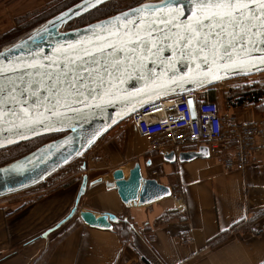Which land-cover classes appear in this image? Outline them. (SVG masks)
I'll use <instances>...</instances> for the list:
<instances>
[{
	"label": "crops",
	"instance_id": "0c3cea01",
	"mask_svg": "<svg viewBox=\"0 0 264 264\" xmlns=\"http://www.w3.org/2000/svg\"><path fill=\"white\" fill-rule=\"evenodd\" d=\"M50 1L0 0V4L5 2L4 6L10 7L5 11L10 16L7 27H14L16 17L38 10ZM237 114L243 119L255 118L251 109ZM110 136L101 144L100 162L90 165L87 173L88 180L101 176L104 182L87 188L80 209L116 215L120 222H128L127 232L116 234L114 227L120 222L112 230L99 231L72 219L60 233L50 236L47 254L37 262L44 243L29 242L69 211L78 180L65 188L44 190L39 199L16 211L0 206V264L264 262V233L251 234L264 225V153L243 171L227 172L221 157L166 163L160 154L149 152L147 142L140 147L131 143V136L142 140L131 126ZM134 161L140 162L144 176L150 177L152 171L160 170L155 176L158 182L170 188L179 185L182 201L176 203L169 198L142 207H124L107 175L116 168L127 173ZM148 161L150 165L146 166ZM79 166L76 161L57 174V184L76 174ZM171 208L178 212L177 218L166 223L156 221Z\"/></svg>",
	"mask_w": 264,
	"mask_h": 264
},
{
	"label": "water",
	"instance_id": "95a60500",
	"mask_svg": "<svg viewBox=\"0 0 264 264\" xmlns=\"http://www.w3.org/2000/svg\"><path fill=\"white\" fill-rule=\"evenodd\" d=\"M109 1L112 0H104L100 5L87 8L82 3V0H79L35 26L26 35L13 43L2 46L0 53H4V55L0 56V68H4L6 71L4 76H0V84H3L5 78L16 80L17 76L20 75L24 76L25 81L29 78L38 79L37 76L30 75L32 72L30 68L23 72L10 71L13 67L24 69L25 62L30 60L44 65L52 64V68H40L38 71L55 73L67 71V69H62L58 65L72 60L76 65L83 64L93 69L95 72L93 80L98 81L99 77L104 76L103 69L109 67L111 57L114 55L112 49L106 45L115 44L118 48L122 46L125 32L134 31L135 29L132 25L137 23L135 19H130L129 24L125 25L124 19L112 21V18L124 12H129L131 9L138 8L140 4L157 2V0H143L131 8L84 26L72 29L66 28L71 21ZM69 9H72V11L69 12ZM62 12H66L68 15L62 17L61 20H56L55 18L60 16ZM132 16L134 14L130 13V17ZM109 21H112V23H109ZM113 24L120 26L117 35H109V33H116L117 31ZM93 25L97 27L93 28ZM43 29H47V31L45 32ZM13 45H17V47H13ZM98 48H102L103 51H97ZM86 52L91 55H85ZM115 55L122 64V74L119 80L114 83L113 94L105 97L106 102L101 105L102 110L90 109L84 104L72 103L71 107L76 109V111H64L61 109L67 118V123H57L50 129L36 126L33 129L35 134L24 128L12 127L11 125L19 123V121L12 118L6 117L7 122H0V141H11L10 143L0 144V150H5L39 137L63 134L44 143L26 155L0 166V199L21 193L40 183H45L50 176L61 169L75 161H81L78 169L80 183L69 211L60 220L29 242L42 241L44 243L38 257L46 250L50 236L58 233L74 217H77L85 226L99 231L112 230L120 222V217L109 212L93 213L80 209V202L87 188L104 182V177L101 176L94 180H88L87 163L84 160L85 154L108 132L149 103L209 87L220 81L251 77L264 73V67L259 71L244 72L239 69H233L226 73L221 69V74L218 78H209L202 84H196L188 77H185L187 82L183 84V87L167 85L168 90L165 94H151V89L167 84V78L160 74L161 65H152L151 61H148L149 69L153 67L156 69V71L152 72L153 79L149 81L145 75L147 70L133 71L131 68L124 70L123 57L127 55L126 52H118ZM171 55V51L165 48L161 59ZM255 55H259V53ZM8 61H11V63H8ZM173 63L175 64V62ZM69 67H73V65ZM164 67L170 72L174 71L177 79L180 78L181 72L188 73L191 76L193 71L203 72L206 70L204 65H200L199 68H190L184 65L171 67L165 64ZM212 71L215 73L216 69L213 68ZM20 83L21 81L17 80V84ZM145 93H149V95L145 96ZM17 95H19V92ZM87 103L97 102L89 100ZM17 132L22 135L18 137L15 134ZM160 155L163 161L169 164L176 161L191 162L195 159L209 158L208 148L204 145L198 146L197 150H186L179 153L161 152ZM149 165L150 161L147 162L146 166ZM107 178L110 179L108 183L115 190L120 202L127 208L150 205L169 199L172 196V190L169 186L158 182L156 178L143 175L139 161H134L127 173L122 168H116L107 175ZM24 204L22 201L14 206L4 208L16 211L21 209Z\"/></svg>",
	"mask_w": 264,
	"mask_h": 264
},
{
	"label": "snow or ice",
	"instance_id": "6c2138e0",
	"mask_svg": "<svg viewBox=\"0 0 264 264\" xmlns=\"http://www.w3.org/2000/svg\"><path fill=\"white\" fill-rule=\"evenodd\" d=\"M103 2L104 0H82L87 8ZM130 13L134 16L130 17ZM67 15L68 13L62 12L55 19L61 20ZM121 19H124L125 25L129 24L130 19H135L137 23L132 25L135 30L125 32L123 44L119 48L115 44L106 45L114 55L109 67L103 69L104 76L99 77L98 81L93 80V69L83 64L76 65L72 60L58 65L67 69L60 73L39 72L38 69L52 68L53 65L39 64L34 60L25 62L24 69H10L13 72H23L30 68V75L37 76L38 79L29 78L25 81L23 75L17 76L16 80L5 78L3 84H0V122H7L6 117L12 118L19 121L12 127L24 128L35 134L33 129L36 126L50 129L57 123H67L61 109L76 111L71 107L72 103L102 110L105 97L113 94L114 83L122 74V64L115 55L118 52L127 53L123 57L124 70H147L145 75L149 81L153 79L152 72L156 69H149L148 61L152 65H161L160 74L167 78V84L151 89V94H165L167 85L183 87L187 82L185 77L196 84H202L209 78H218L221 69L226 73L233 69L259 71L264 67V0H157L156 3L140 4L138 8L113 17L112 21ZM113 27L117 31L109 35L119 33L120 26L113 24ZM43 31L46 32L47 29ZM165 48L172 55L161 59ZM97 51L102 52L103 49L98 48ZM256 53L259 55H255ZM3 55L4 53H0V56ZM85 55L91 54L86 52ZM165 64L190 68L204 65L206 70L193 71L191 76L181 72L177 79L175 72L168 71ZM70 65L73 67H69ZM213 68L216 69L215 73ZM5 71L6 69L0 68V76H4ZM17 80L21 83L17 84ZM148 95L149 93H145V96ZM89 100L97 103L89 104ZM15 134L18 137L22 135L19 132ZM10 142L3 140L0 144Z\"/></svg>",
	"mask_w": 264,
	"mask_h": 264
},
{
	"label": "built area",
	"instance_id": "2783aa9c",
	"mask_svg": "<svg viewBox=\"0 0 264 264\" xmlns=\"http://www.w3.org/2000/svg\"><path fill=\"white\" fill-rule=\"evenodd\" d=\"M243 79L220 81L211 87L149 103L131 114L128 124L147 142L150 153H179L204 145L210 157L222 158L225 171L241 172L264 153V116L243 119L229 108H221L218 103L205 98L211 90L223 95L227 90L245 84ZM100 160L99 154L93 151L86 162L90 166ZM160 172L155 170L151 175ZM171 190L172 200L180 203L179 185ZM263 233L264 225L251 231L252 235Z\"/></svg>",
	"mask_w": 264,
	"mask_h": 264
},
{
	"label": "trees",
	"instance_id": "16d2710c",
	"mask_svg": "<svg viewBox=\"0 0 264 264\" xmlns=\"http://www.w3.org/2000/svg\"><path fill=\"white\" fill-rule=\"evenodd\" d=\"M77 1L79 0H52L46 3L43 7H41L38 10H35L33 12L17 17L15 19L16 27L0 39V47L6 44L13 43L14 41L26 35L27 32L30 31V29L34 28L35 26L39 25L43 21L47 20L51 16L64 10L65 8L69 7L70 5L74 4ZM135 1H136L135 2L136 4H139L143 0H135ZM108 4L109 2L71 21L68 24L67 28L72 29V28L84 26L93 21H96L101 18L114 14L117 10L115 8H110L106 11L105 7L108 6ZM247 79L248 78L243 79V80H246L245 84L231 88L228 92H226L223 95L224 98H223V104L221 108H229L231 111L235 113H238L239 111H243L245 109H251L255 117L264 116V82L250 83V80H247ZM205 100L209 102L218 103V101L216 100V96L213 93H209L206 96ZM242 108L244 109L242 110ZM61 135L63 134H52L48 136H43V137H39V138L30 140V141L15 145L5 150H0V166L26 155L27 153L33 151L34 149L38 148L44 143L50 140L56 139L60 137ZM65 168L61 169L59 172L66 170ZM57 173L50 176L45 183H40L36 185L35 187L28 189V190L36 191V190H39L40 188L45 189L46 183L51 180H54V182L57 183L55 179V176ZM74 181L75 179H70V180L57 184L52 189H49L51 186L55 185V183L52 182L50 183L51 186H49V188L47 187L46 189H49V191H53L59 188H65L71 185L72 183H74ZM26 205H28V203H26ZM177 213L178 212L175 210V208H171L170 210H167L166 212H164L160 217H158L156 221L159 223H166L170 219H173L174 217L177 218ZM178 216H179L178 218L180 219L183 218L181 214H179ZM74 219L79 220L78 218H74ZM127 223L128 222L126 221H122L118 225H116L114 227V231L116 232V234L121 235L123 234V232H127V229H128ZM66 231L67 230H65V232ZM55 236H58V234H56ZM45 254H47V252ZM44 256L46 257V255ZM41 260L43 261V256L40 257L37 262ZM262 264H264V262Z\"/></svg>",
	"mask_w": 264,
	"mask_h": 264
},
{
	"label": "rangeland",
	"instance_id": "374dc122",
	"mask_svg": "<svg viewBox=\"0 0 264 264\" xmlns=\"http://www.w3.org/2000/svg\"><path fill=\"white\" fill-rule=\"evenodd\" d=\"M136 1L135 0H115L111 3L108 4V6L105 7L106 11L110 8H118L119 10L123 9V8H127V7H130V6H133ZM5 2H3L2 4H0V17H2V19L0 20V27H4L3 28V31L0 32V39L2 37H4L6 34H8L11 30H13L15 27H16V24H15V18L13 20L14 22V27H12L11 29L7 27V24L10 23V16H8L5 11H9V8L8 6H4ZM22 16V15H21ZM19 17V16H18ZM10 29V30H9ZM31 30V29H30ZM28 33V32H27ZM1 48V47H0ZM247 80H250V83H253V82H264V73H261V74H257V75H253L251 77H248ZM242 81V80H241ZM246 82V80H245ZM230 90V89H229ZM229 90H227L226 92H228ZM224 92L223 95L226 93ZM210 93H213L215 96H216V100L218 101V104L219 106H222L223 104V98L224 96L221 95L220 93H217V92H210ZM244 108H242L243 110ZM244 112V110H243ZM125 122V121H124ZM129 126L128 124V120H126L125 123H121L119 124L118 126H116L115 128H113L110 132H108L100 141H98V143L85 155L84 157V160L87 161L88 159V156L91 152L95 151L96 153L99 154V151H100V147H101V144L106 141V140H109L111 138V134H114V133H119V131L121 129H123L124 127H127ZM142 139V138H140ZM131 141V143L134 145V146H141L143 143H145L146 141L144 139L140 140V141H137L133 136H131V138L129 139ZM145 141V142H144ZM146 144V143H145ZM76 162V161H75ZM78 163H80L81 161H77ZM73 164V163H72ZM71 165V164H70ZM67 168V167H66ZM65 168V169H66ZM65 171V170H64ZM90 170L88 169L87 173L89 172ZM60 172H58L57 174H59ZM56 174V175H57ZM70 179H75L74 182H77L79 179H80V174L79 172H77L76 174L72 175L71 177L68 178V180ZM67 181V180H66ZM80 181V180H79ZM54 182V180H51L49 182L46 183V188L50 185V183ZM55 183V182H54ZM57 183H55V185L51 186V187H54L56 186ZM50 187V188H51ZM43 189V188H40L39 190H36V191H33V190H26V191H23L21 193H19L18 195L16 196H13V197H10L9 199L8 198H5V199H2L0 200V205L1 206H5V207H8V206H14L16 204H18L20 202V199L24 200V206L26 205V203L28 204H31L33 201H36L40 196H41V192L44 191V190H48V189ZM19 197V198H18ZM14 199V200H12ZM27 206V205H26ZM74 218H77V217H74ZM73 218V219H74ZM60 233V232H59ZM55 240V239H54ZM53 241V240H52ZM51 241V242H52ZM50 244V243H49ZM49 246L48 245V249H49ZM47 250V249H46ZM45 254V251L42 253V255ZM40 255L38 257V259L42 256Z\"/></svg>",
	"mask_w": 264,
	"mask_h": 264
},
{
	"label": "flooded vegetation",
	"instance_id": "af4514ba",
	"mask_svg": "<svg viewBox=\"0 0 264 264\" xmlns=\"http://www.w3.org/2000/svg\"><path fill=\"white\" fill-rule=\"evenodd\" d=\"M113 1H115V0L109 1V3L113 2ZM107 3H108V2H107ZM107 3H105V4H107ZM140 3H141V2H140ZM136 5H137V4H136ZM133 6H135V5H133ZM133 6H130V7H127V8H123V9H121V10H119L118 8H115V9H117L115 13H118V12H120V11L126 10V9H128V8L133 7ZM97 8H99V7H97ZM97 8H96V9H97ZM94 10H95V9H94ZM115 13H114V14H115ZM112 15H113V14H112ZM104 18H105V17H104ZM101 19H102V18H101ZM67 27H68V24H67L66 28H67ZM67 29H69V28H67ZM210 92H213V91L211 90ZM22 201L24 202V200L20 199V202H22ZM20 202H19V203H20Z\"/></svg>",
	"mask_w": 264,
	"mask_h": 264
}]
</instances>
